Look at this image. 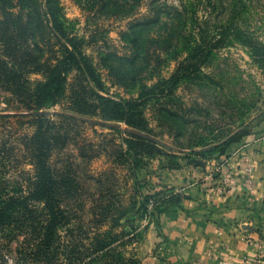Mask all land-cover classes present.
Here are the masks:
<instances>
[{"label": "rangeland", "instance_id": "1", "mask_svg": "<svg viewBox=\"0 0 264 264\" xmlns=\"http://www.w3.org/2000/svg\"><path fill=\"white\" fill-rule=\"evenodd\" d=\"M126 1L128 5L132 4V0ZM151 1L143 0L139 8L127 6L129 15L124 17L123 14L106 13L96 6L95 0L89 4L84 0H55L71 36L83 43L82 51L91 58L100 75L106 89L100 94L107 93L115 100L135 98L140 85L151 87L161 79H168L173 72L175 60L170 55L159 54L158 61L154 57L148 58L146 66L145 62L136 59L122 38V34L129 31V23L148 11L147 4ZM164 1L178 3V0H156L159 3ZM12 2L15 4L18 0ZM1 6L0 21L11 22L10 18L2 16ZM17 11L18 7L11 10L13 14ZM199 16L203 17V12ZM251 16L250 29L264 39V23H260L264 20V0H253ZM214 17L211 15V21ZM35 29L38 47L30 43L27 52L38 61L30 63L26 60L23 55L25 47L16 53L14 61L9 60L0 44V59L9 62L8 67L22 74L21 79L30 85L42 80L40 73L31 72L38 63L54 64L61 57L60 45L48 29ZM164 31V25L156 26L151 30V37L158 38ZM178 58L183 59L184 54ZM26 61L30 66H25ZM202 73L196 81L183 80L171 96L158 94L160 96L144 108L148 127L160 142L161 151L177 159H186L190 150H203L206 146L221 143L236 131L249 133L245 140L252 137L264 139V64L253 60L241 45L233 44L215 52ZM204 74L213 77L216 83H210ZM95 93L80 75L72 71L67 76L61 101L43 108L50 116L45 118L55 124L53 133L57 139L53 143L57 142L53 146L51 164L58 172L65 167L72 169L82 191L69 199L72 201L69 206L78 209V205H82L83 210L78 209L76 215L91 227L94 224L88 220L92 218L90 201L98 197L102 201L118 198L124 207L130 208L139 200L140 192L151 190L155 179L162 177L168 161L165 156L144 159L135 181L131 169L121 165L118 157L121 138L124 137L121 132L125 127L98 116ZM22 114L26 111L19 96L0 75V187L7 194L16 188L26 190V181L33 175L27 145L36 128L30 125L28 117H21ZM185 159L176 163L181 167L189 166L185 165ZM224 159V156L215 154L207 161L218 164ZM197 171H203V167H198ZM146 224L145 220L141 222L131 237L132 224L125 217L116 230L110 231L111 225L106 223L100 234L110 232L112 239L115 238L112 248L126 258L138 259L141 264L149 257H156L158 264H169L164 256L165 238L154 225ZM91 227L85 228L84 236L98 234H93ZM149 230L155 231L154 238L149 236ZM256 234V238L248 240L252 254L242 256L245 264H264V229H257ZM9 237L0 233V264H16L19 257L17 246L23 237L8 244L6 239ZM94 264H102L100 257H96Z\"/></svg>", "mask_w": 264, "mask_h": 264}, {"label": "trees", "instance_id": "2", "mask_svg": "<svg viewBox=\"0 0 264 264\" xmlns=\"http://www.w3.org/2000/svg\"><path fill=\"white\" fill-rule=\"evenodd\" d=\"M39 1L18 0L14 4L12 0H2L0 5L4 19H11V22L0 21V44L7 53V59L14 61L16 53L25 47L23 55L26 60L30 63L38 61L27 52L30 43L38 47L35 41L37 27H46L61 51L56 63H38L31 70L42 75V80L34 85L22 80V74H17L16 70L8 67L9 62L0 59V75L19 96L26 111L21 117H28L30 125L36 128L27 145L29 164L33 170V175L26 181L27 189L16 188L13 193L7 194L0 187V233L10 236L6 239L8 244L23 237L17 246L19 257L16 264H94L96 257H100L102 264H140L138 259L116 253L112 248L115 238L112 239L110 232H106L108 235L100 234L102 228L108 223L110 231L116 230L120 220L127 217L132 224L131 237L145 220L147 224L154 225L164 238L160 215L181 210L179 203L185 196L180 190L168 187L159 177L151 190L140 192L139 200L130 208L124 207L118 198L102 201L98 197L90 201L92 218L88 220L94 225L87 226V221H81L76 215V211H82L83 206L78 205V209L69 206L72 202L69 199L82 191L72 169L65 167L58 172L51 164L53 146L57 142L53 141L57 138L53 133L55 124L45 118L50 116L43 108L61 101L67 76L74 71L96 91L98 116L124 125L118 157L121 165L131 169L135 181L137 170L143 168L144 159L165 156L168 161L163 167L164 172L181 169L176 162L185 158L177 159L161 151L160 142L152 136L148 127L144 108L158 98V94L171 96L183 80L196 81L203 74L202 69L214 58V53L233 44L241 45L253 60L264 64V39L252 31L249 24L253 0H178L177 4L153 0L148 3V11L129 23V31L123 33L122 38L141 62L147 64V59L151 57L158 61L159 54L165 53L175 60V68L168 79H161L151 87L140 85L136 97L128 100H115L107 93H99L106 90L100 75L91 58L82 51L83 43L71 36L55 0ZM92 1L84 0L86 4ZM95 1L96 6L106 13L123 14L124 17L129 15L127 6L139 8L143 3V0H132L131 5L126 0ZM16 7L18 11L13 14L11 10ZM200 12H203V17L199 16ZM206 14L210 17L215 15L214 21ZM161 25L165 27L163 35L151 37V30ZM181 54L184 58L179 60ZM30 63L26 61L25 66H30ZM204 77L210 83H216L213 77L207 74ZM248 135L232 132L221 143L206 146L203 150H190L185 165L204 168L210 161L208 159L215 154L226 157L229 147L240 143ZM109 218H112L111 222ZM89 227L94 229L93 234H98L84 236L85 228Z\"/></svg>", "mask_w": 264, "mask_h": 264}, {"label": "crops", "instance_id": "3", "mask_svg": "<svg viewBox=\"0 0 264 264\" xmlns=\"http://www.w3.org/2000/svg\"><path fill=\"white\" fill-rule=\"evenodd\" d=\"M223 161L163 173V182L185 196L181 210L160 215L169 264H245L242 256L252 254L248 240L264 229V139H243ZM158 263L149 257L141 264Z\"/></svg>", "mask_w": 264, "mask_h": 264}]
</instances>
